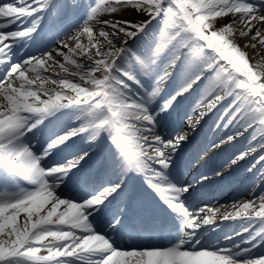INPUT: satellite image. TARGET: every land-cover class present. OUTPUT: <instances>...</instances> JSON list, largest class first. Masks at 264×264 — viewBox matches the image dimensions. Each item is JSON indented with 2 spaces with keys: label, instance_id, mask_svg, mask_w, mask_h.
Returning <instances> with one entry per match:
<instances>
[{
  "label": "snow or ice",
  "instance_id": "snow-or-ice-1",
  "mask_svg": "<svg viewBox=\"0 0 264 264\" xmlns=\"http://www.w3.org/2000/svg\"><path fill=\"white\" fill-rule=\"evenodd\" d=\"M75 13L82 26L70 37L74 46L61 41L54 52L76 68L85 65L72 57L87 56V72L72 75L91 87L50 80L69 95L47 88L39 74L53 52L13 58L46 18ZM229 15L232 21L217 27ZM237 28L264 46V0H0V264H264L255 251L264 247V195L258 209L248 200L221 216L243 221L224 237L229 246L202 242L203 229L216 228L219 207L191 210L193 193L223 191L245 159L254 157L248 172L264 165V63H249L233 40ZM193 97L187 129L181 122L169 130ZM226 100L208 129L213 138L193 143ZM239 128L255 129L246 147L209 166L243 135ZM255 179L264 182V167ZM145 233L167 243L145 242Z\"/></svg>",
  "mask_w": 264,
  "mask_h": 264
},
{
  "label": "bare ground",
  "instance_id": "bare-ground-1",
  "mask_svg": "<svg viewBox=\"0 0 264 264\" xmlns=\"http://www.w3.org/2000/svg\"><path fill=\"white\" fill-rule=\"evenodd\" d=\"M72 2L77 3L78 0H72ZM67 16L69 18H71L70 19L71 22L72 21H74V22L73 23L65 22L64 24L66 26H69V27H71L73 25L75 27L74 28L75 30L68 29L67 33H64V34L58 33L55 36V38H53L51 41H52V43H55V44H58V43L60 44V41H63L65 43H68L69 47H73L74 45L70 41V37H72L77 31H79V28L82 26V19H81L82 13L69 14ZM133 19H135V18H133ZM232 19H233V17L231 15H229L227 18L219 19V23L217 24V27L223 26L224 24L231 22ZM62 21H64V20H62ZM240 30L241 29L237 28V30L234 33L233 40L235 43L238 44L239 48L246 53V58L249 60V63L253 66H255L256 64H259V63H264V46L259 45V38L255 39V40L251 39V37L241 38ZM242 30L246 31L247 29H242ZM62 39H65V40H62ZM82 42L87 44V37H83ZM251 45H256L255 49L253 47H251ZM50 49H51V52H53V59L51 61H47L45 67L43 69L39 70V74L42 77L49 79V83H47L49 85H50V80L53 78H66L67 77V74L57 73L54 71L55 69L61 70V68L59 67V64H61V63L64 64L67 62H65L62 57L55 55V52H54L55 49H52V48H50ZM61 50L67 52V49H61ZM36 57L37 58H44V52H38L36 54ZM72 58L75 59L77 61V63L84 64L85 65L84 68H87V69H88V66L92 63V61H89L84 56L76 55V56H73ZM64 65L67 69H69V71L71 70V67H69L66 64H64ZM73 66H75V65H73ZM0 70L3 72L4 68L0 67ZM31 74L32 75H29V78H35L36 73L31 72ZM37 83H39V81ZM47 84L45 85L46 87H47ZM197 99L198 98L193 97V99H190L184 105L182 113H180V112L176 113L180 116L178 117V115H177L178 118L176 120L175 126H176V124L183 122L184 129H187V120L185 119L184 114H185V112L189 111L190 107L195 105ZM192 100H194V102ZM228 103H230V100H226L222 105L218 106L217 109H215L211 113H209L208 114V116H210L209 118L216 120L218 118L219 114L223 111V108L226 107ZM197 116H198V112L195 114H192V121L193 122L196 121ZM202 125L209 126V123H208V121L204 120V122L201 124V126ZM257 128H258V126H257ZM254 130L255 129H252V128H249L247 131H245L243 128L237 129V131L242 132L243 135H237L236 139L232 142L231 146L228 148V150L226 152L218 154L216 157H214L211 160L213 162V166L222 162V160L225 159L227 156L231 155V153L237 152V151L245 148L246 144H244L243 142L248 137H251L252 132ZM229 132H230V134H235L232 132L231 129L229 130ZM260 134L261 133L258 130H256L257 138H259ZM198 137H200V136H198ZM212 138H213V136H212ZM212 138H210V139H212ZM229 149L231 152H229ZM181 152H183V149H181ZM258 154L259 153H257V155ZM253 158L254 157H249V158L245 159L244 161H242L239 164V166L237 168L234 169L233 176L235 177V179L232 181V183L227 188H225V190L222 191L224 194L228 193V196H225V195L223 196V194L218 195L220 200L214 206V207L220 208V212L217 214V218H219L222 215L229 213V212L234 213L235 209L232 207V205L233 204H242L241 199H243L244 197H247L246 193L248 191H252V195H251V197H249V200H253L254 204L256 205V207L258 209L259 202L257 201V197L261 194L264 195V182L257 181L255 179V177H256L257 171L259 170V167H264V165L258 166L257 169H254L252 172H248L246 169L249 166V164L251 163ZM211 161H209V163ZM194 174L195 173H193V175ZM219 192H221V191L220 190L217 191L218 194H219ZM253 192L255 193V195H253ZM250 212H251V210H250ZM18 220L21 224L23 223V220H24L23 214H21V216L18 218ZM235 221H236L235 222L236 227H237V229H239L241 226V223L243 221L241 218H237V219H235ZM217 223H218V221L216 222V225H218ZM256 227H257V225L254 224L253 228L251 230H255ZM258 250L259 251L263 250L262 253H264V247H259L255 251L257 252ZM41 254H47L46 249L43 252H41Z\"/></svg>",
  "mask_w": 264,
  "mask_h": 264
},
{
  "label": "rangeland",
  "instance_id": "rangeland-1",
  "mask_svg": "<svg viewBox=\"0 0 264 264\" xmlns=\"http://www.w3.org/2000/svg\"><path fill=\"white\" fill-rule=\"evenodd\" d=\"M123 18L133 19V18H135V16L132 15L131 13L125 12L123 14ZM58 47H56V48H58ZM84 57H86L88 59L87 56H84ZM64 64H66L69 67H71V70L68 71V72H64V71H62V69L61 70L55 69L54 71L57 72V73L67 74V77H68V78L66 77L67 79L71 80L72 82L80 83L81 86L91 87V85H86L84 81H81L79 79L78 75H72V73H75V72L86 73L87 72V68H76L75 66L71 65L70 63H64ZM97 75H99V74H97ZM53 79H56L57 81H59V79H61V78H53ZM47 87H49V89L62 90L65 94L74 95V93H72L70 89L63 88L62 86L59 85V83H57L56 85H53V84L50 83V85L47 84ZM41 98L42 99H46L47 97H45V96H43V94H41ZM249 140H250V137L245 139L243 143L246 144L247 142H249Z\"/></svg>",
  "mask_w": 264,
  "mask_h": 264
}]
</instances>
